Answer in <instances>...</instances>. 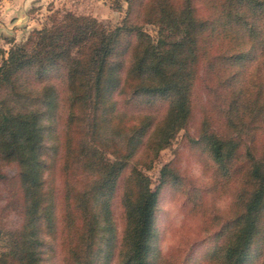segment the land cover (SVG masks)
I'll return each mask as SVG.
<instances>
[{
    "label": "trees",
    "instance_id": "16d2710c",
    "mask_svg": "<svg viewBox=\"0 0 264 264\" xmlns=\"http://www.w3.org/2000/svg\"><path fill=\"white\" fill-rule=\"evenodd\" d=\"M125 2L114 24L68 11L0 46V264H264V0ZM192 121L207 174L169 161L151 187ZM165 186L197 219L167 254Z\"/></svg>",
    "mask_w": 264,
    "mask_h": 264
},
{
    "label": "rangeland",
    "instance_id": "374dc122",
    "mask_svg": "<svg viewBox=\"0 0 264 264\" xmlns=\"http://www.w3.org/2000/svg\"><path fill=\"white\" fill-rule=\"evenodd\" d=\"M125 0H0V46L8 49L16 41L25 39L33 28H40L49 23L51 17L61 18L68 12L87 14L98 20L116 23L124 15ZM146 29L155 35V27L146 25ZM156 106V105H155ZM158 110L163 112L164 106L159 104ZM196 122L192 121L188 127L181 129L173 138L169 146L159 152V156L149 169H143L151 179V187L159 182L160 169L169 161H174L180 167L182 177L194 178L202 181L207 174V165L192 137L195 136ZM14 165L8 166L6 171L13 172ZM1 195L7 192L1 191ZM180 192L176 188L164 187L159 194L160 211L157 218L158 246L161 253L167 254L176 245L186 242H196L194 229L197 227L195 215L183 208L179 198ZM6 199L2 198V202ZM113 212L117 228H122L121 207L114 203ZM9 227L17 225L19 215L10 211L7 215ZM0 244H2L0 240ZM200 251L198 245L195 246ZM0 249L2 246L0 245ZM194 264H204L199 258Z\"/></svg>",
    "mask_w": 264,
    "mask_h": 264
}]
</instances>
